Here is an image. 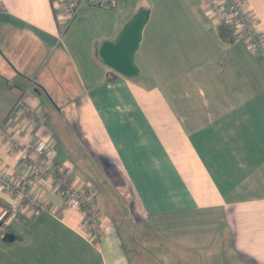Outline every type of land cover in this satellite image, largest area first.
Here are the masks:
<instances>
[{"label": "crops", "instance_id": "crops-1", "mask_svg": "<svg viewBox=\"0 0 264 264\" xmlns=\"http://www.w3.org/2000/svg\"><path fill=\"white\" fill-rule=\"evenodd\" d=\"M160 1L126 76L98 54L132 18L121 9L111 31L67 45L53 0H0V168H26L9 136L45 140L54 168L95 187L99 224L91 234L40 182L46 208L21 204L0 228V264H264V55L228 42L193 1ZM244 2L264 40V0ZM61 50L69 100L66 63L47 59Z\"/></svg>", "mask_w": 264, "mask_h": 264}, {"label": "built area", "instance_id": "built-area-1", "mask_svg": "<svg viewBox=\"0 0 264 264\" xmlns=\"http://www.w3.org/2000/svg\"><path fill=\"white\" fill-rule=\"evenodd\" d=\"M201 9L208 14L214 24L226 27L234 41L244 40L250 51L264 55V40L259 33V24L251 16L244 0H198ZM59 9L58 17L70 21L85 2L103 8H115L117 0H53ZM26 102L20 96L12 110L23 111ZM30 117H34L33 114ZM8 129L2 130L7 134ZM9 142L20 159L26 161V168L19 177H13L0 168V190L8 191L16 197V203L0 198V228H7L16 216L19 206L31 210L46 208L41 193L35 186L42 182H53L56 190L62 192L66 209H78L91 234L99 232L96 213L94 211L95 187L90 183L69 181L60 167H53L51 155L45 140L18 143L15 136H9Z\"/></svg>", "mask_w": 264, "mask_h": 264}, {"label": "rangeland", "instance_id": "rangeland-1", "mask_svg": "<svg viewBox=\"0 0 264 264\" xmlns=\"http://www.w3.org/2000/svg\"><path fill=\"white\" fill-rule=\"evenodd\" d=\"M185 1H193V7L197 9L198 12L203 13L198 0ZM184 4L185 2H183L182 0H175V3H172V6L174 9L186 12L187 7ZM120 9L121 12L124 11V13L131 18V16L139 11H146L148 13L149 11L151 12L160 10L162 9V7L160 0H117V6L112 9L103 8L93 3L85 2L83 5H81L77 15L71 21L68 22L63 20V23L60 25V30L63 35L65 44L85 45L88 43V41L90 42L92 40L95 34L103 33V31H111V28H109V26L117 17L116 15H118ZM59 49L61 48L59 47ZM47 59H49V66L53 65V63H55V60L60 64L62 62L66 63L68 68L67 76L65 79H63L61 84L62 88L65 89L63 90V93L66 96L65 98L66 100H69V95L72 93V91H75L76 85L71 81L72 78L70 79L69 76L70 69L68 56L62 54L61 50L57 51L56 54L49 53ZM44 106L45 108L48 107L46 103ZM54 181L55 180H52V183Z\"/></svg>", "mask_w": 264, "mask_h": 264}, {"label": "water", "instance_id": "water-1", "mask_svg": "<svg viewBox=\"0 0 264 264\" xmlns=\"http://www.w3.org/2000/svg\"><path fill=\"white\" fill-rule=\"evenodd\" d=\"M146 18V11L135 13L114 41L104 40L101 42L98 54L104 63L123 75L133 76L137 74L138 70L133 58Z\"/></svg>", "mask_w": 264, "mask_h": 264}, {"label": "trees", "instance_id": "trees-1", "mask_svg": "<svg viewBox=\"0 0 264 264\" xmlns=\"http://www.w3.org/2000/svg\"><path fill=\"white\" fill-rule=\"evenodd\" d=\"M55 5V4H54ZM78 13V12H77ZM76 16V15H75ZM74 16V17H75ZM73 17V18H74ZM72 18V19H73ZM71 21V20H70ZM69 22V21H68ZM217 25V24H216ZM218 27H219V30H220V33H221V35H223V36H225L227 39V41L228 42H231V41H233V37L231 36V34H230V32H229V30L226 28V27H224V26H222V25H217ZM63 172V171H62ZM65 174V173H64ZM67 177V176H66ZM63 195V194H62Z\"/></svg>", "mask_w": 264, "mask_h": 264}]
</instances>
